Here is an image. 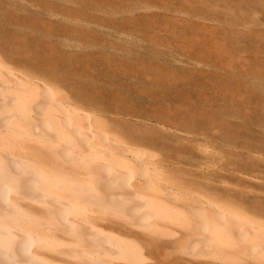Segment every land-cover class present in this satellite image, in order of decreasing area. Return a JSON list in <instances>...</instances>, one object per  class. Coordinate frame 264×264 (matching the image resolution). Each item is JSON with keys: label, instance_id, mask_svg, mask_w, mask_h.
I'll use <instances>...</instances> for the list:
<instances>
[{"label": "rangeland", "instance_id": "374dc122", "mask_svg": "<svg viewBox=\"0 0 264 264\" xmlns=\"http://www.w3.org/2000/svg\"><path fill=\"white\" fill-rule=\"evenodd\" d=\"M0 63L187 167L214 149L216 202L264 199V0H0Z\"/></svg>", "mask_w": 264, "mask_h": 264}, {"label": "bare ground", "instance_id": "6f19581e", "mask_svg": "<svg viewBox=\"0 0 264 264\" xmlns=\"http://www.w3.org/2000/svg\"><path fill=\"white\" fill-rule=\"evenodd\" d=\"M26 78L0 63V264H264V199L216 202L214 149L187 167Z\"/></svg>", "mask_w": 264, "mask_h": 264}]
</instances>
